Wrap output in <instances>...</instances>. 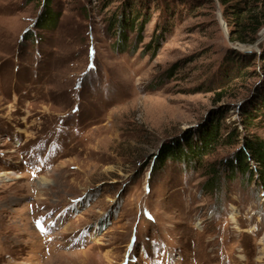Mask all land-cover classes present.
I'll list each match as a JSON object with an SVG mask.
<instances>
[{
    "label": "rangeland",
    "instance_id": "rangeland-1",
    "mask_svg": "<svg viewBox=\"0 0 264 264\" xmlns=\"http://www.w3.org/2000/svg\"><path fill=\"white\" fill-rule=\"evenodd\" d=\"M262 51L218 0H0V264H264V191L223 167L264 140ZM213 117L236 139L152 169Z\"/></svg>",
    "mask_w": 264,
    "mask_h": 264
},
{
    "label": "trees",
    "instance_id": "trees-1",
    "mask_svg": "<svg viewBox=\"0 0 264 264\" xmlns=\"http://www.w3.org/2000/svg\"><path fill=\"white\" fill-rule=\"evenodd\" d=\"M218 2L222 6V17L226 25L230 27L231 40H238L242 43L254 42L257 38L258 30L264 25V0H218ZM44 14L37 20L38 25H54L55 15L49 17L48 11ZM133 24L129 17L123 18L119 15L114 25L117 26V34L122 39H125L123 30L127 26L132 27ZM120 41L119 38L118 43ZM260 56L264 59V51L261 52ZM231 64L238 65L234 59L231 60ZM237 69L238 66L235 67L236 72ZM257 98L258 101H262L259 105L264 103V93L258 94ZM249 115V110H245V117L248 119L247 123L252 120L248 118ZM227 135L228 138L230 136L236 139L233 135ZM228 138L221 136L220 123L217 122V118L213 117L212 122L204 128L197 129L193 133L183 134L180 138H175L162 144L158 153L155 154L152 169L161 163H165L167 159L195 167L197 163H201L206 154L214 150L216 145ZM228 142L232 141L228 140ZM250 162L254 163V168L250 165ZM223 167L228 173L238 171L242 176L246 175V180L258 179L264 191V140L257 137H245L233 152L232 157L223 161ZM216 178L217 172L211 176V179Z\"/></svg>",
    "mask_w": 264,
    "mask_h": 264
},
{
    "label": "bare ground",
    "instance_id": "bare-ground-1",
    "mask_svg": "<svg viewBox=\"0 0 264 264\" xmlns=\"http://www.w3.org/2000/svg\"><path fill=\"white\" fill-rule=\"evenodd\" d=\"M10 172H0V177L5 175V174H9Z\"/></svg>",
    "mask_w": 264,
    "mask_h": 264
},
{
    "label": "snow or ice",
    "instance_id": "snow-or-ice-1",
    "mask_svg": "<svg viewBox=\"0 0 264 264\" xmlns=\"http://www.w3.org/2000/svg\"><path fill=\"white\" fill-rule=\"evenodd\" d=\"M37 223H39V221H38ZM133 241H135V236H133ZM129 248H130V250H131L132 245H130Z\"/></svg>",
    "mask_w": 264,
    "mask_h": 264
},
{
    "label": "water",
    "instance_id": "water-1",
    "mask_svg": "<svg viewBox=\"0 0 264 264\" xmlns=\"http://www.w3.org/2000/svg\"><path fill=\"white\" fill-rule=\"evenodd\" d=\"M246 45V44H245Z\"/></svg>",
    "mask_w": 264,
    "mask_h": 264
}]
</instances>
